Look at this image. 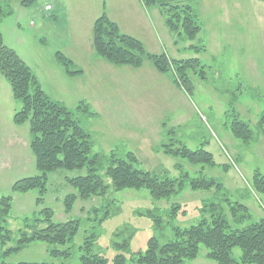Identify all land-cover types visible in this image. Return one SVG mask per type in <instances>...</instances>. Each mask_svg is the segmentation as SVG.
Here are the masks:
<instances>
[{"label":"rangeland","instance_id":"374dc122","mask_svg":"<svg viewBox=\"0 0 264 264\" xmlns=\"http://www.w3.org/2000/svg\"><path fill=\"white\" fill-rule=\"evenodd\" d=\"M165 1L166 8L187 4L195 10L201 30L193 40L171 31L161 6L145 0H0V34L45 94L62 102L91 134L94 154L106 157L113 152L124 158L132 152L141 168L181 178L185 186L201 175L222 186L196 190L187 186L163 199H154L146 189L110 190L104 196L78 198L66 212L64 197L77 192L67 179L85 174L83 168L48 172L40 203L38 188L13 192L15 182L39 172L30 147L29 121L14 122L21 105L0 74V196L12 197L8 218L12 239L7 245H15L25 220L31 221L43 208L52 210L54 221L78 220L75 235L66 243L32 241L7 257L0 255V264H80V255L87 251L108 258L123 253L130 262L144 251L150 237L164 242L172 238L174 226L196 224L220 209L231 227H239L230 211L237 201L248 208L247 223L264 216V195L251 184L254 171L264 174V0ZM46 4L51 10L44 9ZM103 13L122 33L141 41L147 53L165 54L169 69L161 72L149 59L138 67L101 60L93 49L92 29ZM189 58L198 62L185 82L171 61ZM81 101L95 116L77 109ZM235 113L252 131L248 142L228 128ZM173 139L174 147L183 144L210 152L214 166L165 152L164 145ZM174 204L178 208L172 217L167 208ZM157 214L163 218L161 227ZM52 249L59 254L53 255ZM234 252L235 257L240 255L238 248ZM205 253L201 245L197 257L185 264H217Z\"/></svg>","mask_w":264,"mask_h":264},{"label":"trees","instance_id":"16d2710c","mask_svg":"<svg viewBox=\"0 0 264 264\" xmlns=\"http://www.w3.org/2000/svg\"><path fill=\"white\" fill-rule=\"evenodd\" d=\"M25 0H23L24 2ZM148 4H158L165 14V22L171 31H179L185 40H193L201 30L200 21L195 10L185 5L164 7L165 0H145ZM3 8L0 5V16ZM93 49L97 56L109 63L131 65L138 67L145 59L153 66L164 72L169 69L170 61L165 54H150L144 49L138 39L122 33L117 24L111 21L106 13L99 16L92 29ZM192 48L198 49L194 45ZM57 58L66 63L65 57L57 53ZM196 58L172 60L177 77L187 81L188 71L197 64ZM78 69V72H81ZM0 74L10 85L13 97L20 102V109L14 114L16 123L29 121L30 147L35 156L38 175L18 180L13 185V192L26 193L38 188L37 203L42 202L46 190V174L56 169H83L80 174L67 181L76 188V193L64 197V209L71 211L75 201L89 199L94 196H104L110 190L146 189L154 199L169 198L172 194L180 193L188 186L191 190L220 188L221 183L212 177L201 175L189 179L188 185L181 178L168 177L162 173L146 170L139 166L140 162L132 153L119 158L113 152L102 157L92 152L91 134L85 130L74 117V114L62 102L48 97L42 90L36 76L17 53L6 46L0 34ZM179 80L174 79L178 83ZM180 82V81H179ZM77 109H84L88 115L95 116L89 105L81 101ZM229 130L243 142H248L252 131L248 123L242 120L238 113ZM264 122V112L261 115ZM178 142V141H177ZM176 140L165 144V152L186 157L193 164L214 166L211 153L198 148L195 150L181 144L174 147ZM253 188L264 195V174L254 171L251 179ZM11 195L0 196V255L7 257L22 249L32 241H43L52 245H60L70 240L78 228V220L58 222L53 220V212L49 208L40 210L34 218L25 220V226L18 231L14 246L7 244L12 239L8 227L11 210ZM178 205L167 208L170 216H175ZM217 207L214 206V209ZM239 227H231L223 209L211 213L210 217L201 218L196 224L187 227H173V236L169 240L159 242L150 237L143 252H137L128 262L123 253L108 258L100 253L85 252L79 257L80 264H185L193 260L199 253L200 246L206 248L205 256L217 264H264V216L246 222L248 208L237 201L230 207ZM150 212V211H149ZM156 224L161 227L163 218L155 215ZM91 241H88L90 248ZM122 246L125 243L121 244ZM240 250L235 257L234 249ZM89 250V249H88ZM53 255L59 251L52 249ZM1 264H6L4 261ZM16 264H52L48 262H17Z\"/></svg>","mask_w":264,"mask_h":264},{"label":"crops","instance_id":"0c3cea01","mask_svg":"<svg viewBox=\"0 0 264 264\" xmlns=\"http://www.w3.org/2000/svg\"><path fill=\"white\" fill-rule=\"evenodd\" d=\"M107 15V14H106ZM107 17H108V15H107ZM109 18V17H108ZM95 52V51H94ZM100 58V57H99ZM101 60H104V59H102V58H100ZM108 62V61H107ZM82 70V69H81Z\"/></svg>","mask_w":264,"mask_h":264},{"label":"built area","instance_id":"2783aa9c","mask_svg":"<svg viewBox=\"0 0 264 264\" xmlns=\"http://www.w3.org/2000/svg\"><path fill=\"white\" fill-rule=\"evenodd\" d=\"M50 7L49 6H46L45 9H49Z\"/></svg>","mask_w":264,"mask_h":264}]
</instances>
